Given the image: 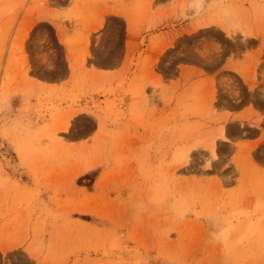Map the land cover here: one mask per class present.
<instances>
[{
    "label": "rangeland",
    "instance_id": "1",
    "mask_svg": "<svg viewBox=\"0 0 264 264\" xmlns=\"http://www.w3.org/2000/svg\"><path fill=\"white\" fill-rule=\"evenodd\" d=\"M0 264H264V0H0Z\"/></svg>",
    "mask_w": 264,
    "mask_h": 264
},
{
    "label": "crops",
    "instance_id": "2",
    "mask_svg": "<svg viewBox=\"0 0 264 264\" xmlns=\"http://www.w3.org/2000/svg\"><path fill=\"white\" fill-rule=\"evenodd\" d=\"M150 36H162L163 39L166 40V42H164V46L163 49H167L170 48L172 43L175 41L176 38H178L179 36H181V33L178 31V27H174V28H166V29H162V30H158L156 32H150L149 33ZM132 34L128 33L127 37L129 39H131ZM148 38H145V40H147ZM135 40H138L135 38ZM138 42V41H135ZM162 49V50H163ZM138 49L136 48V51ZM150 57H153L152 54L149 55ZM155 57V56H154ZM153 57V58H154ZM253 128H256L255 126L252 125Z\"/></svg>",
    "mask_w": 264,
    "mask_h": 264
},
{
    "label": "bare ground",
    "instance_id": "3",
    "mask_svg": "<svg viewBox=\"0 0 264 264\" xmlns=\"http://www.w3.org/2000/svg\"><path fill=\"white\" fill-rule=\"evenodd\" d=\"M202 2V0H196V6H198L199 7V5H200V3ZM244 22V21H243ZM233 27H236V28H238L239 30H240V34L242 35V38H248V37H250V36H253L250 32L251 31H249V28L246 26V25H241L240 26V24L238 23V24H233V23H230V22H227V24H225V27H224V30L223 31H225V33L227 34V35H229L230 34V32H233L231 29L233 28ZM248 83V82H247ZM220 135V134H219ZM212 145H213V142H212V144H211V147H210V150H211V152H212V150H213V147H212ZM213 153V152H212Z\"/></svg>",
    "mask_w": 264,
    "mask_h": 264
}]
</instances>
